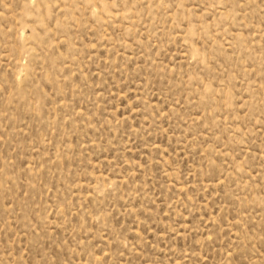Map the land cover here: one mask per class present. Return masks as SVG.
Segmentation results:
<instances>
[{
    "label": "rangeland",
    "instance_id": "1",
    "mask_svg": "<svg viewBox=\"0 0 264 264\" xmlns=\"http://www.w3.org/2000/svg\"><path fill=\"white\" fill-rule=\"evenodd\" d=\"M0 264H264V0H0Z\"/></svg>",
    "mask_w": 264,
    "mask_h": 264
}]
</instances>
